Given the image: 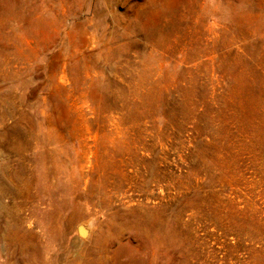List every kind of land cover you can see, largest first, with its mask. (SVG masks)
Listing matches in <instances>:
<instances>
[{"label":"rangeland","instance_id":"374dc122","mask_svg":"<svg viewBox=\"0 0 264 264\" xmlns=\"http://www.w3.org/2000/svg\"><path fill=\"white\" fill-rule=\"evenodd\" d=\"M0 264H264V0H0Z\"/></svg>","mask_w":264,"mask_h":264},{"label":"water","instance_id":"95a60500","mask_svg":"<svg viewBox=\"0 0 264 264\" xmlns=\"http://www.w3.org/2000/svg\"><path fill=\"white\" fill-rule=\"evenodd\" d=\"M78 232H79V234L81 235V236H85L86 235V229L81 225V226H79V228H78Z\"/></svg>","mask_w":264,"mask_h":264}]
</instances>
